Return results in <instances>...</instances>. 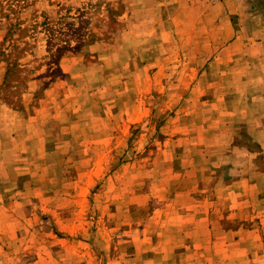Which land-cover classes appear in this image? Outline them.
<instances>
[{
	"label": "rangeland",
	"instance_id": "374dc122",
	"mask_svg": "<svg viewBox=\"0 0 264 264\" xmlns=\"http://www.w3.org/2000/svg\"><path fill=\"white\" fill-rule=\"evenodd\" d=\"M174 4L0 0V264H264V116Z\"/></svg>",
	"mask_w": 264,
	"mask_h": 264
},
{
	"label": "crops",
	"instance_id": "0c3cea01",
	"mask_svg": "<svg viewBox=\"0 0 264 264\" xmlns=\"http://www.w3.org/2000/svg\"><path fill=\"white\" fill-rule=\"evenodd\" d=\"M174 1L178 5L174 4L169 32L173 54L192 57L183 68L195 72L188 85L207 86L201 80L211 78L215 70L222 82L210 85L237 88L236 92L242 88L244 102L252 105L245 118H263L257 94L264 87V0ZM260 100L264 102V96ZM243 133L262 131L253 124L243 127Z\"/></svg>",
	"mask_w": 264,
	"mask_h": 264
},
{
	"label": "built area",
	"instance_id": "2783aa9c",
	"mask_svg": "<svg viewBox=\"0 0 264 264\" xmlns=\"http://www.w3.org/2000/svg\"><path fill=\"white\" fill-rule=\"evenodd\" d=\"M202 1H207V2H216V1H223V0H202Z\"/></svg>",
	"mask_w": 264,
	"mask_h": 264
}]
</instances>
